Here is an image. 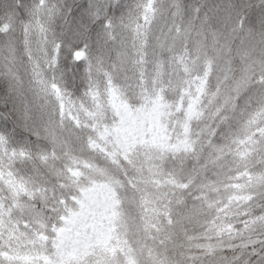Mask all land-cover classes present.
I'll use <instances>...</instances> for the list:
<instances>
[{
	"label": "trees",
	"instance_id": "obj_1",
	"mask_svg": "<svg viewBox=\"0 0 264 264\" xmlns=\"http://www.w3.org/2000/svg\"><path fill=\"white\" fill-rule=\"evenodd\" d=\"M262 12L264 0H0V33L40 32L45 15L62 13L65 26L107 42L88 69L86 100L75 68L67 88L57 87L47 142L22 131L0 100V264H223L229 257L264 264V118L224 109L209 116L202 90L206 71L211 75L218 62L230 68L246 55L231 41L225 45L213 21L234 23L233 34L242 35ZM4 64L0 56V75ZM113 93L134 112L158 97L167 141L112 154L111 128L119 125ZM190 101L193 114L178 147V122ZM101 150L117 164L86 175L88 157ZM150 159L161 174L155 181L147 175ZM104 176L111 188L90 202L96 181L110 184ZM95 200L109 216L94 215L91 227L67 234L71 253L56 251L65 219L83 209L96 214L87 209Z\"/></svg>",
	"mask_w": 264,
	"mask_h": 264
},
{
	"label": "clouds",
	"instance_id": "obj_2",
	"mask_svg": "<svg viewBox=\"0 0 264 264\" xmlns=\"http://www.w3.org/2000/svg\"><path fill=\"white\" fill-rule=\"evenodd\" d=\"M67 7L71 12L72 6ZM47 8L48 5L44 4L42 11ZM62 18V13L45 15L43 19L46 27L40 32L25 29L23 34L0 33V56L5 61L6 69L0 75V100H3L5 108L11 107L21 130L38 142H47V125L54 119L55 108L61 99L57 87L67 88V77L75 68L81 76L78 90L80 99L86 100L88 69L94 66L98 56L104 54L107 44L106 41L101 44L96 40L90 29L81 31L78 27L65 26ZM213 23L225 45L231 41L237 48H244L246 55L239 60L233 58L230 68L218 62L211 75L206 71L207 85L202 89L207 100L204 108L209 116L224 109L225 112H238L251 118H264V12L259 23H250L247 28L239 30L242 35L233 34L234 23L219 19ZM76 51L81 53L79 57L68 55ZM9 57L11 67L7 63ZM71 91L73 95L77 94L75 87ZM29 97H40L43 103ZM25 101L30 105L27 109ZM116 164L117 161L101 150L88 157L84 172L88 176L94 172H109ZM260 219L259 235L264 237V216ZM260 244L264 248V239ZM223 264L236 262L229 257Z\"/></svg>",
	"mask_w": 264,
	"mask_h": 264
},
{
	"label": "rangeland",
	"instance_id": "obj_3",
	"mask_svg": "<svg viewBox=\"0 0 264 264\" xmlns=\"http://www.w3.org/2000/svg\"><path fill=\"white\" fill-rule=\"evenodd\" d=\"M112 96H109V100H110V106L112 108V110L116 113L115 115H117L118 118V124L117 126H115L113 128H111V132H113V149L111 151L112 154H120V155H125L127 153V151L130 150L131 147L135 146L134 144H145V145H149V146H156L159 143L161 144L164 140L167 141V134L166 133H162V129L160 126V123L158 121V118L156 117V115H158L157 110H159L160 106H159V101L160 99L158 97H156L153 102L148 106V108L150 109H137V111H131L128 109L127 105L125 104V102L121 99V96L118 97V94L113 93L110 94ZM190 103H192L191 108L189 109V111L184 115V117L178 122L179 126H180V132L177 134V139H176V144H178L179 146H184V138L181 137V134L185 133V122L188 115H191V112L193 114L192 111V107L194 102L190 101ZM190 117V116H189ZM188 121V120H187ZM186 121V122H187ZM186 130L187 129V123H186ZM186 131V132H187ZM188 133V132H187ZM190 141V139L188 138L186 142V144H188V142ZM163 145V144H162ZM127 155V154H126ZM128 159L130 160V162L132 160L138 159L135 157H131L128 155ZM149 163L148 165L152 166L149 171V173L147 174L153 181L160 179V170L157 167H154V163L155 160L154 159H150L148 160ZM141 162V161H140ZM131 166V165H130ZM142 164H138L137 167H133V169H141ZM146 170V168H144ZM105 178L110 180V184L109 181H107L106 183L102 182V181H96L95 182V188H97V194H95V191H91L89 190L91 193H89L90 195L88 196V199L90 202H92V198L95 199L100 195L99 190H104V188L106 190H109V188H111L112 186V180L107 177L104 176ZM236 192H234V189L231 193V196L234 198V194ZM88 199L85 198V204H87ZM98 201L95 200L94 204L91 206V208H87L93 212H95L96 214H90L88 211H86L85 209H83L82 211H80V215H78V218L68 216L65 221L63 222L62 227H60V229L58 231H60L61 233V237L59 239V235L57 236L56 240V251H60L62 253H66V251H68L69 253H71L72 249H69V244L68 243H64V239H66V235L70 234L71 232L73 233V231H81L80 229L83 228V230L88 229V227H91V222L89 220H91L90 218H92L94 215L96 217V215L101 216L100 218H106L109 216V209L106 207H102L103 209L100 210V206H98ZM100 204V203H99ZM113 217H115V215H112ZM82 230V231H83ZM62 231V232H61ZM66 231V234H65ZM101 248L100 250H103V246L99 247ZM105 249V248H104ZM107 249H110L107 248ZM113 259H115V257H113ZM119 260V259H118ZM126 262V261H125ZM126 264H133L132 262H126Z\"/></svg>",
	"mask_w": 264,
	"mask_h": 264
},
{
	"label": "snow or ice",
	"instance_id": "obj_4",
	"mask_svg": "<svg viewBox=\"0 0 264 264\" xmlns=\"http://www.w3.org/2000/svg\"><path fill=\"white\" fill-rule=\"evenodd\" d=\"M69 56H72V55H75V56H77V57H79L80 55H81V53L79 52V51H76V52H69V54H68Z\"/></svg>",
	"mask_w": 264,
	"mask_h": 264
}]
</instances>
